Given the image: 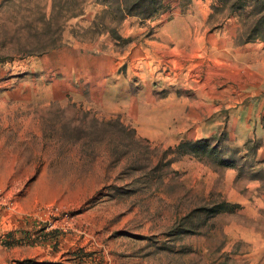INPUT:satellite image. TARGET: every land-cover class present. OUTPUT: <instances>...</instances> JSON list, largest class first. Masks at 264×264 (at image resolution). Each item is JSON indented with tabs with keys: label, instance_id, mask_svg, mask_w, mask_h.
Instances as JSON below:
<instances>
[{
	"label": "rangeland",
	"instance_id": "374dc122",
	"mask_svg": "<svg viewBox=\"0 0 264 264\" xmlns=\"http://www.w3.org/2000/svg\"><path fill=\"white\" fill-rule=\"evenodd\" d=\"M163 1L0 0V264H264V40Z\"/></svg>",
	"mask_w": 264,
	"mask_h": 264
},
{
	"label": "trees",
	"instance_id": "16d2710c",
	"mask_svg": "<svg viewBox=\"0 0 264 264\" xmlns=\"http://www.w3.org/2000/svg\"><path fill=\"white\" fill-rule=\"evenodd\" d=\"M110 9L120 7L122 13L137 16L143 20H151L164 11L165 5L163 0H98ZM215 9L226 11L227 16L236 17L239 21V29L237 31L236 40L239 44L244 45L255 41L264 40V0H213ZM53 7V12H54ZM59 9L66 12L65 9ZM79 15V14H78ZM74 13L67 16L66 20L76 17ZM34 54L26 52L23 56ZM176 151L181 155H190L197 159H203L212 156L215 148L211 147L206 141L184 142L176 147ZM219 164L228 167L229 164L223 160H219ZM237 206L227 203H220L205 211L210 217L222 212H230Z\"/></svg>",
	"mask_w": 264,
	"mask_h": 264
}]
</instances>
